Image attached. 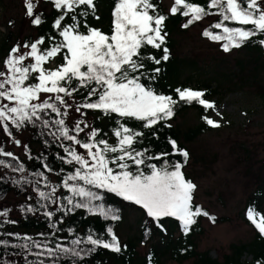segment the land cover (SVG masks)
I'll return each mask as SVG.
<instances>
[{
  "label": "snow or ice",
  "instance_id": "snow-or-ice-1",
  "mask_svg": "<svg viewBox=\"0 0 264 264\" xmlns=\"http://www.w3.org/2000/svg\"><path fill=\"white\" fill-rule=\"evenodd\" d=\"M51 3L58 13L51 26L61 39L42 49L41 46L46 41L41 36L35 42L22 46L17 44L10 50L4 61L5 70H0V131L12 137L10 125H14L16 129L31 126L42 138H51V141L43 140L46 146L58 144L64 155L58 153L56 158L62 164L72 165L74 171L68 172L60 184L53 185L45 172L51 173L54 169L43 156L36 159L41 160L44 171L29 175H25L28 170L22 163L13 165L0 159V166L21 174L19 179H13V183L17 186H31L38 197L35 206L22 205L21 211L35 215L43 210L42 215L56 231L62 230L53 222L54 218L57 221L62 219L56 214L67 216L77 209L106 219L119 220L118 210L105 207L103 203L104 193H110L139 205L162 232L167 231L162 221L168 217L181 222L185 235L201 215L214 222L215 217L200 206L193 205V193L197 185L186 179L182 171L189 156L187 150L180 148L173 139L168 141L171 153L153 155L148 153L147 148L137 150L135 145L141 142L140 138L145 133L127 124V121L135 120L141 122L140 127L143 129H154L162 121L172 118L174 107L180 101L188 104L196 102L205 110L216 107L214 102L204 99L203 91L177 88L175 91L178 99H174L170 95L157 93L150 84L142 82L154 81L156 74L161 72L160 67H155L150 70L151 74H146L145 60L160 65L162 61L169 59L166 47L162 49L163 55L159 59L142 52L146 47L161 49L165 44L167 32L164 29L168 17L157 11L152 0H115L111 31L105 33L90 23V18L99 20L95 0H51ZM25 9L34 26L43 23L41 15L35 11L34 0H26ZM177 13L188 18L182 25L184 28L207 15H219L220 21L211 27L221 31L205 30L203 35L213 41H223L222 48L225 52L239 48L253 37L264 34V0H208L206 6L188 0H174L170 14ZM225 22L241 26L229 27ZM49 39L55 41L56 37ZM259 43L264 46V39ZM21 47L29 50L22 53ZM57 56H61L63 61L58 67H44ZM26 60L31 62L26 64ZM82 91L86 92L82 103H75L74 100L69 103L74 95H79ZM69 110L80 116H86V110H95L104 116L114 117L116 127L112 131L116 142L110 144L107 139L100 138V129L83 119L76 120L69 127L66 122ZM203 119L213 128L222 126L218 120L209 116H204ZM81 133L86 140L80 138ZM15 143L19 145L21 141L15 140ZM0 155L18 159L2 147ZM170 155L183 157V162L170 163L167 160ZM60 171L63 172L64 169L61 168ZM59 189H66L71 195L61 198ZM32 198L30 195L28 200ZM53 206L55 210H49ZM9 212V209H0V227L17 223L9 219ZM246 216L260 235L264 236V214L249 207ZM69 232L75 235L72 229ZM108 233L110 240L101 239L89 231L85 237L75 236L71 239V246L57 242L54 247H49L51 241L41 243L30 236L21 237L17 233L6 232L0 235L16 236L25 242L10 244L8 240L0 239V246L22 248L27 255L46 256L52 264H58L63 258H70L72 264H77V261L83 260L98 248L121 252L118 237L111 228ZM82 245L91 247L85 248ZM33 247L41 251L33 253ZM5 264L14 262L8 261ZM28 264L33 262L28 261ZM38 264L45 262L40 259Z\"/></svg>",
  "mask_w": 264,
  "mask_h": 264
},
{
  "label": "trees",
  "instance_id": "trees-1",
  "mask_svg": "<svg viewBox=\"0 0 264 264\" xmlns=\"http://www.w3.org/2000/svg\"><path fill=\"white\" fill-rule=\"evenodd\" d=\"M171 1V7L174 5V0ZM24 1V8H25ZM156 5L157 11L160 14L166 15L168 18L165 22V31L167 36L165 38V44L162 45L161 49H154L146 47L142 49L144 53H150L156 56L158 59L162 57L164 47L169 50V59L167 61H162L160 65H155L151 61L145 60V73L151 74L150 70L155 67H160L161 72L156 74V79L154 81H142L150 84V86L159 94L170 95L174 99H178L176 89H186L190 88L193 90L203 91L205 93L204 99L211 101L213 96L217 94V89L229 90L231 87H235L237 84L233 78L231 79L226 73H219V81L216 84L215 80H205L200 82L197 87L192 88L189 85L188 80L182 81V70L187 67L186 61L181 60L175 55V41L173 38L174 30L180 29L182 32H187L196 25L203 23L204 21L211 19L210 23L205 27V30H210L213 32H220L219 29H213L211 26L218 21L221 17L219 15H207L202 20L197 21L190 25L188 28L182 27L188 18L177 13L176 15H171L166 9L163 0H152ZM188 2L196 3L201 6H206L208 0H188ZM35 11L37 14L41 15L43 23L40 26H34L31 20L26 15V9L24 14V19L28 24V30L31 31L30 34L20 39L19 36L15 38H6L2 42L0 49V70H5L4 61L8 56L10 50L20 44L21 46L25 43L35 42L36 39L41 36L45 37V45L41 46L42 49L50 47L53 43H58L60 37L55 29L52 28V23L54 19L58 17L57 10L54 8L51 0H34ZM96 3V15L99 16V20L91 19L90 23L101 29L105 33H110L112 27V10L114 7L115 0H95ZM212 11H215L213 9ZM229 27H240L241 25L234 24L232 22H225ZM202 32V37L209 41L210 43L217 45L223 53L232 54L236 52L247 53V59L241 60V72H243L244 64H250L252 66V75H256L253 78L251 84H255V79L259 75L258 73L264 72V46H261L259 41L264 39V34L257 35L251 40L245 42L239 48H233L229 52L223 51L222 43L223 41H213L208 37H205ZM55 36L56 40L53 41L49 37ZM29 49H24L21 47V52H26ZM31 60H26L25 63H30ZM61 56H57L53 60H50L44 65L45 68H56L62 63ZM54 65V67H52ZM193 65V62L190 63ZM187 69V68H186ZM250 71V72H251ZM256 73V74H255ZM258 74V75H257ZM240 82H244L243 77H238ZM34 82V81H32ZM213 83L216 84L217 88H213ZM86 92H81L79 95H74L69 103H82L83 97ZM264 97V94H262ZM75 107V104H73ZM188 110H197L202 114H209L214 109L205 110L202 105L196 102L191 104L185 103L183 101L178 102L174 107V115L171 119L167 121H162L160 124L156 125L154 129H143L140 127L141 122L135 120L127 121L128 126L135 128L138 131H143L145 135L140 138L141 142L135 145L137 150L147 148L149 154L157 155L162 152H172V148L169 139H173L177 142L178 146L182 149L187 150L189 153L187 164L183 167L182 171L186 179L191 180L194 184L195 181L187 173V170L191 162V153L189 148L182 141V135L185 142L193 141L198 135L205 132L204 126H198L186 134L177 128L174 123L180 115L187 112ZM86 116H80V119L85 120L87 123L95 128L100 129V138L107 139L110 144L116 142V137L113 135V128L116 127L115 118L111 116H104L101 112L95 110H86ZM66 122L69 127L73 126L74 122L71 123L68 117H66ZM167 125H171L168 127ZM13 130V136L18 134L27 135V142L24 147V156L16 154L14 150L8 147L7 143L2 140L0 141V147L5 151L12 152L17 160L11 157H6L0 155V159L6 162L12 163L13 165L23 164L28 170L25 175H29L32 172L44 171L42 168L41 160L36 159V157L43 156L44 160L50 164L54 169L53 172H45L48 176L49 181L53 185L60 184L63 177L70 171H74L72 165L62 164L59 159H57V154L64 155L63 150L56 143H51V146H46L43 143L44 139H49V137H41L38 135L37 130L28 126L24 129H16L14 125H10ZM87 131V130H86ZM155 132V135H153ZM81 139H85L83 133L80 134ZM70 143V142H65ZM83 152L82 149H78ZM183 157L179 155H170L167 160L170 163L176 161L183 162ZM155 163L156 161H151ZM161 166V164H158ZM61 168L64 169L61 172ZM20 173H14L11 169L4 168L0 166V177H5L0 179V209H9V219L17 221L16 224H5L0 227V233L12 232L17 233L21 237L30 236L33 240H38L41 243L45 241H51L49 247H54L57 242H64L67 246L70 245V240L75 238V236L85 237L89 231L99 236L101 239L110 240L111 236L108 233V229L111 228L115 235L118 237L121 244V252L115 253L108 249L98 248L94 253L85 257L83 260L77 261V264H168V262L184 263L193 260L195 264H243L242 258L251 254L253 256V262L251 264H264V236H261L258 232L257 240L250 245L235 246L232 248V253L226 255L223 261L214 259L210 256L209 252H199L197 245V238L203 235L202 222L209 221L210 223L222 224L226 223L228 219L220 218L217 215L211 213L206 207L196 202L197 191L193 193V205L200 206L204 211H207L210 216L215 217L213 222L209 217L199 216L196 218V223L191 226V230L187 235L184 234L182 230L181 222L175 218L168 217L164 218L162 223L164 228L167 229L166 232H162L157 228L151 218L147 217L146 212L139 205H135L132 202L124 201L122 198L115 196L114 194L104 193L105 200L103 201L105 207H112L118 210L119 220L106 219L103 216L93 215L88 213L86 210L77 209L72 214L63 216L61 213H57V217H61L60 221L55 218L53 222L57 223L58 228L61 231H56V229L51 228L49 220L42 215V211L39 214L24 213L21 211V206H27L29 204L36 205V200L38 197L32 191L31 186L21 185L17 186L13 183V179H19ZM197 185V184H196ZM43 188V184H41ZM45 191L49 189L44 188ZM58 194L61 198L66 195H71L66 189H59ZM32 196V200H28L29 196ZM264 197V181L258 188V191L252 198L249 207H253L256 210L262 206L261 198ZM10 199L13 201L10 202ZM17 200V201H16ZM49 210H55L54 206ZM128 212H134L138 215V232L134 237H130L127 241H123L121 238L118 228L124 223ZM72 229L75 235L69 232ZM55 232V235L52 233ZM44 233V236L40 234ZM0 239L8 240L10 244H21L25 241L17 238L16 236L0 235ZM141 245H148L149 250L145 255L139 253V247ZM126 246V247H125ZM82 247H91L90 245H82ZM33 253L41 251L33 247L31 249ZM27 255L26 250L22 248H12V247H2L0 246V264H5V262L12 261L14 264H28V261H32L33 264H38L40 259H43L45 264H52V261L45 257H37L35 255H27V260L24 259ZM58 264H72V259L63 258L58 261Z\"/></svg>",
  "mask_w": 264,
  "mask_h": 264
},
{
  "label": "rangeland",
  "instance_id": "rangeland-1",
  "mask_svg": "<svg viewBox=\"0 0 264 264\" xmlns=\"http://www.w3.org/2000/svg\"><path fill=\"white\" fill-rule=\"evenodd\" d=\"M24 1L0 0V49L2 42L10 35L23 39L31 33L24 19ZM163 2L170 12L171 1ZM210 21L208 19L187 32L174 30L175 55L187 64L181 72V80H188L192 88L205 80H215L217 84L219 73L223 72L230 75L237 85L228 91L217 89V94L211 99L216 106L211 113L188 110L178 117L174 125L183 134L198 126L205 128V132L193 141L185 142V135H182V141L191 153L187 173L197 184L196 202L218 217L228 219L226 223L216 225L207 220L202 222L203 235L197 238L198 251L209 252L214 259L223 261L226 255L232 253L233 247L253 244L258 237V230L247 219L246 211L264 181V72L258 73L256 83L251 84L253 77H256L251 76L252 66L244 64L241 72L239 64L248 58L247 53H223L217 45L202 37ZM238 77H243L245 81L240 82ZM216 84L213 83V88H217ZM204 116L218 120L222 126L213 128L207 125ZM79 117L80 114L69 110L71 123L79 120ZM27 139L25 134L9 137L0 131V141L4 140L9 148L21 156H24ZM15 140L21 143L17 145ZM261 201L262 206L257 212L264 214V197ZM137 228L138 215L128 212L118 232L123 241H127L137 234ZM148 250V245L139 247L141 255H145ZM242 262L251 264L253 256L245 255ZM168 264L195 262L190 260Z\"/></svg>",
  "mask_w": 264,
  "mask_h": 264
}]
</instances>
